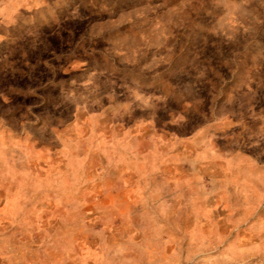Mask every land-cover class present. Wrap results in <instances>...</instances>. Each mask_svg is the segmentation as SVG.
<instances>
[{
	"label": "clouds",
	"instance_id": "9594fccd",
	"mask_svg": "<svg viewBox=\"0 0 264 264\" xmlns=\"http://www.w3.org/2000/svg\"><path fill=\"white\" fill-rule=\"evenodd\" d=\"M50 148L68 163L42 184L27 166ZM248 153L264 157V0H0V189L71 197L96 155L98 178L123 167L143 184L144 234L219 190L204 177L225 164L264 184ZM113 219L85 230L72 217L93 247L57 241L51 264H139L147 249ZM11 223L0 219V264H41L45 250Z\"/></svg>",
	"mask_w": 264,
	"mask_h": 264
},
{
	"label": "rangeland",
	"instance_id": "374dc122",
	"mask_svg": "<svg viewBox=\"0 0 264 264\" xmlns=\"http://www.w3.org/2000/svg\"><path fill=\"white\" fill-rule=\"evenodd\" d=\"M190 47L195 51L196 43ZM193 131L195 129L186 134L190 136ZM36 150L43 152L39 145ZM48 151V156L27 166L42 184L45 178L52 180L63 173L68 163L51 156L53 149ZM247 155L257 165L264 164V157ZM102 163L107 161L96 155L86 162L85 178L89 182L73 186V194L68 198L60 193L52 198L53 192L49 191L47 200L28 201L19 185L0 189V219L6 216L12 228L22 225L28 229L31 235L25 238L36 242L33 247L39 245L45 250L39 257L41 264H51L58 259L48 252L57 241H70L73 245L79 241L80 247H93L89 242L91 238L85 239L82 233L69 231L72 217H75L72 223L86 230L103 227V220L109 215L115 217L111 223L113 230L129 225L127 235L147 249L139 264H264V184L247 176L246 165L237 169L225 164L227 172H219L214 177L206 175L205 180L213 179V183L206 184L205 189L219 190L213 191L207 199H197L183 210L184 214L167 215L166 220L159 218L144 234L133 235L140 226L133 209L141 207L133 205V201L145 198L143 184L136 183V174L124 171L123 167V175L117 172L115 176L98 178L96 173ZM161 167L167 177L187 178L186 173L181 176L179 166ZM225 179L232 181L227 187L223 186ZM87 264H95V261L89 259Z\"/></svg>",
	"mask_w": 264,
	"mask_h": 264
}]
</instances>
